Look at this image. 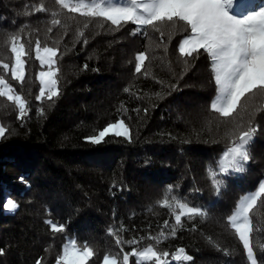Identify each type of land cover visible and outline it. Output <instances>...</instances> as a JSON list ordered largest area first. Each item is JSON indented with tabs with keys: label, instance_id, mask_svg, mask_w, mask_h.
<instances>
[{
	"label": "trees",
	"instance_id": "obj_1",
	"mask_svg": "<svg viewBox=\"0 0 264 264\" xmlns=\"http://www.w3.org/2000/svg\"><path fill=\"white\" fill-rule=\"evenodd\" d=\"M244 2L247 9L264 4ZM41 3L46 11L35 12ZM52 11L59 13L60 25H51ZM22 26L29 52L24 80L0 69L28 109L20 119L14 103L0 97V125L6 129L0 138V264H37L38 259L55 264L69 238L94 250L88 264L149 244L169 253L164 258L168 264H250L227 218L264 179V111L255 117L258 131L246 171L222 177L225 186L217 195L208 169H217L226 150L231 120L222 122L211 109L216 86L203 50L184 67L178 46L186 33L170 37L165 27L163 36L151 28L145 35L131 22L117 29L102 18L68 13L56 0H0V61L10 67L14 61L5 39ZM37 39L58 48L53 67L58 69L59 95L51 101L36 99L41 87L37 77L47 70L35 57ZM140 52L149 59L137 74ZM246 103L249 112L264 109V94L250 95ZM121 119L128 137L109 133L99 144L90 142L89 137ZM166 195L206 216L182 217L173 236V210L179 209L160 205ZM8 200L16 203L15 210L5 207ZM249 215L254 256L264 264V198ZM49 220L65 231H52ZM117 236L138 243L117 245ZM178 248L192 260H173ZM129 264H137V258L130 256Z\"/></svg>",
	"mask_w": 264,
	"mask_h": 264
},
{
	"label": "snow or ice",
	"instance_id": "obj_2",
	"mask_svg": "<svg viewBox=\"0 0 264 264\" xmlns=\"http://www.w3.org/2000/svg\"><path fill=\"white\" fill-rule=\"evenodd\" d=\"M56 2L60 8L67 9L68 13H80L81 16L88 18H102L117 29L122 24L131 22L137 25L138 31L144 30L145 35H147V29L151 28L163 36L165 27L169 29L170 37L173 34L186 33L178 46L184 67H188V58H195L202 54L201 50H203V54H206L211 61V71L216 86V95L211 101V109L219 117L224 118L222 122L227 123L231 120V127L225 133L228 139L226 150L217 162V169L211 166L208 169L216 194L219 195L225 186L222 177L246 171V164L250 160L249 146L258 131L255 117L259 111H264V109H258L249 112L246 103L250 95L255 96L257 92L264 94V4L245 11L242 0H127L123 5L112 3V0H87V2L86 0H56ZM44 11L46 9L43 3L35 7V12ZM58 15L57 11L51 12L52 26L61 24V20L57 18ZM24 27L22 26L17 33L7 35L5 39V44L10 47L14 61L11 67L9 63L0 61L2 72L8 73L10 70L11 78L20 82L25 77L24 57L29 55L26 43L20 34ZM87 27L88 23H85L84 28ZM47 31L50 33L52 27H48ZM77 35L83 37L84 33L77 30ZM84 43L87 41L85 40ZM31 45L32 41L29 39L27 47L30 48ZM34 51L40 64L47 65V70L40 71L37 77L41 87L36 99L40 100L47 96V99L51 101L59 95L58 69L53 67L56 64L58 48L50 47L46 43L42 45L37 39ZM164 51L167 52V49L165 48ZM148 59L146 52H140L135 56L137 74L145 68V61ZM144 75H148L146 70ZM169 87L175 88V85H169ZM125 91L127 92L128 89L126 88ZM0 97H6L7 101L14 103L18 110V118L25 117L28 110L27 102L20 94L15 93L4 74H0ZM109 133L128 137L129 128L121 119L116 123H110L98 135L88 139L91 143L99 144ZM5 134L6 129L0 125V138ZM171 191L172 189H169V192ZM261 198H264V181L259 183L257 190L241 197L238 206L227 218L246 250L250 264H257V260L250 241L253 226L249 213ZM160 205L169 209L175 206L179 209L178 212L173 210L175 218V226L172 228L173 236L176 226H182V217L193 219L196 216H206V212L202 209L190 206L174 195L171 200L166 195ZM5 207L15 210L17 205L12 200H8ZM46 223L51 225L54 232L65 231V226L62 224L58 225L51 220ZM167 224L168 221H165L166 226ZM152 239L158 240V238ZM115 243L136 245L138 242L135 239L122 241L117 236ZM2 254L3 250L0 249V255ZM168 255V252H157L153 245L149 244L142 250L133 247L131 253L123 252L119 258L115 255H104L103 264H129L130 256L137 258V264L141 261L145 264L147 262L168 264V261L164 259ZM93 256L94 250L87 243L80 246L76 239L69 238L63 244L62 253L57 256L55 264H88ZM172 259L191 261L192 257L185 253V249L178 248L173 253ZM37 264H41L40 259L37 260Z\"/></svg>",
	"mask_w": 264,
	"mask_h": 264
},
{
	"label": "rangeland",
	"instance_id": "obj_3",
	"mask_svg": "<svg viewBox=\"0 0 264 264\" xmlns=\"http://www.w3.org/2000/svg\"><path fill=\"white\" fill-rule=\"evenodd\" d=\"M127 2V0H112V3H118V4H121V5H123V4H125ZM242 4H243V10H248L247 8H246V4H245V2H244V0H242ZM253 4H254V2H252L251 4H250V7H253ZM246 8V9H245ZM258 8V7H257ZM250 9V8H249ZM263 181H264V179H263ZM254 192V191H253ZM250 193H252V192H248L247 194H245V195H248V194H250ZM244 195V196H245ZM243 197V196H242ZM141 262H143V261H141ZM103 264V263H102Z\"/></svg>",
	"mask_w": 264,
	"mask_h": 264
}]
</instances>
